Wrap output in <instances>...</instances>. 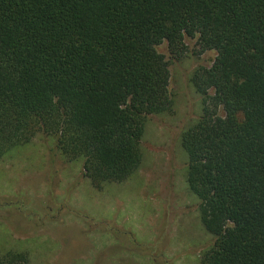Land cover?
I'll return each mask as SVG.
<instances>
[{"label": "trees", "instance_id": "trees-1", "mask_svg": "<svg viewBox=\"0 0 264 264\" xmlns=\"http://www.w3.org/2000/svg\"><path fill=\"white\" fill-rule=\"evenodd\" d=\"M187 37L217 51L181 139L215 237L201 264H264V0H0V159L42 133L95 187L129 179L148 117L174 103L158 47L178 58ZM30 261L0 249V264Z\"/></svg>", "mask_w": 264, "mask_h": 264}, {"label": "rangeland", "instance_id": "rangeland-1", "mask_svg": "<svg viewBox=\"0 0 264 264\" xmlns=\"http://www.w3.org/2000/svg\"><path fill=\"white\" fill-rule=\"evenodd\" d=\"M170 65L171 111L150 115L142 163L121 183L97 188L83 159L69 161L56 138L38 133L0 159V249L22 250L30 264H201L215 244L187 183L182 134L203 112L192 76L211 67L215 50L186 38Z\"/></svg>", "mask_w": 264, "mask_h": 264}]
</instances>
